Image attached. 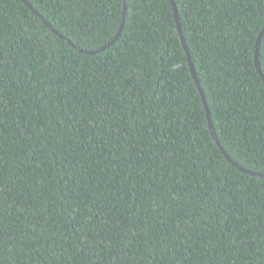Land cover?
<instances>
[{
	"label": "trees",
	"instance_id": "trees-1",
	"mask_svg": "<svg viewBox=\"0 0 264 264\" xmlns=\"http://www.w3.org/2000/svg\"><path fill=\"white\" fill-rule=\"evenodd\" d=\"M27 1L62 37L0 0V264H264V0H174L220 146L170 0Z\"/></svg>",
	"mask_w": 264,
	"mask_h": 264
},
{
	"label": "water",
	"instance_id": "water-1",
	"mask_svg": "<svg viewBox=\"0 0 264 264\" xmlns=\"http://www.w3.org/2000/svg\"><path fill=\"white\" fill-rule=\"evenodd\" d=\"M23 2L32 10V12L38 16L46 26H48L49 28L52 29V27L50 26V24L44 20V18L30 5V3L27 1V0H23ZM170 3L172 5V9L174 11V14H175V17H176V20H177V23H178V29H179V32H180V35H181V39H182V42H183V45H184V48L187 52V56H188V63H189V67H190V71L194 77V80H195V83L200 91V94L202 96V100H203V103L205 105V108H206V111H207V119H208V125H209V128H210V131L212 133V136L214 137V139L216 140L217 144L219 145V142L217 140V136H216V133H215V130L213 128V125L211 123V119H210V110H209V106H208V103L206 101V97H205V94H204V91L202 90L201 86H200V82L197 78V75H196V72H195V69H194V65H193V62L191 60V57H190V54H189V51H188V48L185 44V39H184V36H183V32H182V28L180 26V23H179V13H178V8L175 4V1L174 0H170ZM124 12H125V9H124ZM124 14L123 13V16H122V22H121V27H120V30L118 32V34L116 35V37L110 41L103 49L107 48L108 46H110L111 44H113L116 39L118 38V36L120 35L122 29H123V25H124ZM53 30V29H52ZM54 33L58 34L57 31L53 30ZM264 34V29L261 31L260 33V36L257 40V49H256V59H255V62H256V68H257V71L259 72V74L261 75L262 79L264 80V75L262 74V71H261V68H260V64H259V60H258V48H259V44H260V39L262 37V35ZM59 35V34H58ZM60 36V35H59ZM62 37V36H60ZM70 43V41H68ZM102 50V49H101ZM220 146V145H219ZM222 153L226 156V158L228 159L229 162H231L234 166L238 167V165L232 160L230 159L224 150H222ZM242 171L246 172V173H249L251 175H254V176H258L259 178H264V174H256V173H252V172H248L244 169L241 168Z\"/></svg>",
	"mask_w": 264,
	"mask_h": 264
},
{
	"label": "snow or ice",
	"instance_id": "snow-or-ice-1",
	"mask_svg": "<svg viewBox=\"0 0 264 264\" xmlns=\"http://www.w3.org/2000/svg\"><path fill=\"white\" fill-rule=\"evenodd\" d=\"M262 17H264V13H261ZM195 22V21H193ZM0 103H2V100H0ZM0 245H2V241H0Z\"/></svg>",
	"mask_w": 264,
	"mask_h": 264
}]
</instances>
